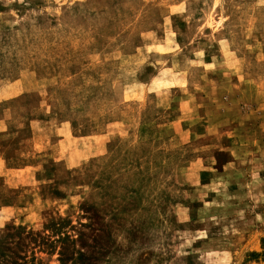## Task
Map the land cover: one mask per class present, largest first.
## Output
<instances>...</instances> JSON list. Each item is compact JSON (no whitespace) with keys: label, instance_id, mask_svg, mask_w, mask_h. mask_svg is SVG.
<instances>
[{"label":"rangeland","instance_id":"1","mask_svg":"<svg viewBox=\"0 0 264 264\" xmlns=\"http://www.w3.org/2000/svg\"><path fill=\"white\" fill-rule=\"evenodd\" d=\"M0 264H264V0H0Z\"/></svg>","mask_w":264,"mask_h":264},{"label":"trees","instance_id":"2","mask_svg":"<svg viewBox=\"0 0 264 264\" xmlns=\"http://www.w3.org/2000/svg\"><path fill=\"white\" fill-rule=\"evenodd\" d=\"M60 262H62V260H60Z\"/></svg>","mask_w":264,"mask_h":264}]
</instances>
